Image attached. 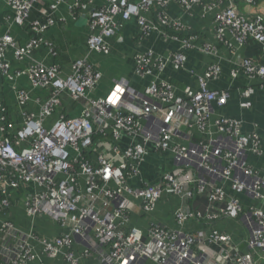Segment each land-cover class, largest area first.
I'll list each match as a JSON object with an SVG mask.
<instances>
[{
    "label": "built area",
    "instance_id": "built-area-1",
    "mask_svg": "<svg viewBox=\"0 0 264 264\" xmlns=\"http://www.w3.org/2000/svg\"><path fill=\"white\" fill-rule=\"evenodd\" d=\"M6 1L14 21L24 24L33 0ZM59 2L51 0L50 15ZM92 2L75 0L73 5V11L91 9L90 50L109 53L104 37L132 18L141 38L159 32L178 48L167 57L152 51L135 56V74L149 79L142 89L116 86L105 98H91L88 91L102 75L87 60H76L73 72L62 77L55 64L32 59V51L44 43L43 22H31V36L22 46L9 33L0 35V78L12 84L20 118H14L0 98V212L11 205L14 191L23 190L25 213L31 219L51 216L64 232L42 238L33 229L24 233L0 218V238L7 234L0 264L37 260L32 240L43 255L66 264H81L85 258L97 264H264V174L247 161L249 153L264 154L260 135L256 130L243 132L238 119L214 113L231 94L209 86L221 75L219 62L201 72L189 71L197 88L178 90L159 77L167 65L185 68L188 50L216 57L224 48L230 55L224 60L234 66L231 76L242 73L247 79L239 106L250 108L256 88L264 87V64L239 55L238 49L252 42L264 53V16L245 14L240 5L256 6L258 0H106L107 5L97 8ZM173 2L189 15L197 6L203 20L211 18V30L190 32L170 14ZM151 12L154 20L145 16ZM10 50L17 61L27 60V66L13 68L7 59ZM21 78L43 91L42 96L33 98L18 87ZM67 97L82 104L80 114L60 111L47 127L46 119ZM32 103L37 110L28 108ZM193 131L201 139L191 141ZM150 152H166L173 162L155 183L140 178ZM133 179L140 183L132 184ZM163 195L180 201L173 212L174 227L149 217ZM238 195L248 198V205ZM134 200L148 219L145 228L131 225ZM225 219L241 222L247 228L244 237L218 229L215 222ZM188 223L200 227L190 232ZM76 243L82 246L80 252Z\"/></svg>",
    "mask_w": 264,
    "mask_h": 264
},
{
    "label": "crops",
    "instance_id": "crops-1",
    "mask_svg": "<svg viewBox=\"0 0 264 264\" xmlns=\"http://www.w3.org/2000/svg\"><path fill=\"white\" fill-rule=\"evenodd\" d=\"M92 8L107 5L106 0H92ZM138 2L139 0H129ZM51 0H33L32 7L29 11V16L24 24L20 25L14 21L13 12L6 0H0V35L9 33L14 41L19 45H24L31 36V22L40 21L45 25L42 32L44 43L35 48L32 53V59L44 65L55 64L62 77H66L73 72V63L76 60H87L100 74L102 75L98 85L88 91V96L91 98H105L109 92L116 86L130 87L136 90L142 89L147 85L149 79H141L135 74V56L145 54L152 51L154 54L167 57L171 52L178 48V43L164 38L159 32H152L146 38L139 36V28L134 18L121 23L119 29L110 37H104L105 42L109 46V53L103 54L94 50H90L87 44V38L91 33L89 23V14L91 9L78 8L74 9L75 0H60L57 8L50 15L49 5ZM240 10L245 14L261 13L264 16V0H258L256 6L240 5ZM74 12V14L72 13ZM170 14L177 18L190 32L199 33L208 32L211 30V18L203 20L199 16V8L196 6L189 15L176 3H172L169 7ZM145 16L149 20H154L155 16L151 13H146ZM51 23H48L49 19ZM209 40H213V36L209 34ZM187 63L185 68L174 70L172 66L167 65L164 71L159 73V77L169 80L177 86L178 90L182 87L190 86L197 88V83L194 77L189 74L192 69L196 72H201L206 65L213 61L219 62L221 66V75L217 80L209 83V86L216 89H227L230 91V98L227 104L221 108L214 107L215 114H221L228 118H235L242 122V131L249 132L256 130L262 139V148L264 151V87H257L252 98V106L248 109H243L239 106L241 89L246 87L247 79L244 74L239 73L238 76L232 77L231 70L234 67L226 62L224 58H229L230 55L224 48H220L218 56H208L197 50H188ZM238 54L249 57L255 61L264 64V53L262 47L256 43H249L246 46L238 49ZM7 59L11 62L13 68L26 67L27 60L17 61L14 58L13 52H7ZM18 87L27 89L31 92L33 98L41 97L43 91L32 89L25 78H21L17 82ZM177 90V91H178ZM0 98L4 100L13 114L14 118L20 120L16 115L15 91L12 84L0 78ZM124 104L128 101L124 100ZM29 109L37 110L38 106L34 103L28 106ZM82 104L70 100L68 97L64 100L63 106L58 112L49 116L45 125L50 127L58 118L59 112L67 113L68 116L80 114ZM74 109V110H73ZM213 118V117H212ZM192 140L198 141L201 136L198 132H192ZM127 143V138L123 139L122 146ZM189 143L187 141L185 144ZM247 161L260 174H264V154L254 155L249 153ZM172 158L170 154L150 152L146 156L145 162L140 167V178L148 183H155L158 174L163 169L172 167ZM140 183L138 179H133L132 184ZM25 194L23 190L14 191L11 198V205L0 212L2 220H11L17 228L27 233L33 229L35 234L42 238L52 239L60 235L63 230L58 223L48 215L31 219L26 213L22 205V198ZM238 198L244 205H248L249 200L245 196L238 195ZM199 201V200H198ZM203 201V200H202ZM134 211L131 212V225L145 228L148 219L140 213L139 202L132 201ZM204 203V202H202ZM201 203V204H202ZM180 204V201L173 196L163 195L158 202L154 213L149 217L155 221L174 227L175 222L173 212L175 207ZM200 204V202H198ZM218 229L227 232L237 237H244L247 228L235 220L225 219L215 222ZM199 225L193 223L186 224V229L194 232ZM14 239H10L9 244L13 243ZM31 244L37 253V260L28 262L27 264H66L63 259L48 258L42 254L41 246L36 240H32ZM12 245V244H11ZM77 251H81L82 246L76 243ZM7 249V234L0 238V262ZM81 264H97L94 258L82 259Z\"/></svg>",
    "mask_w": 264,
    "mask_h": 264
},
{
    "label": "water",
    "instance_id": "water-1",
    "mask_svg": "<svg viewBox=\"0 0 264 264\" xmlns=\"http://www.w3.org/2000/svg\"><path fill=\"white\" fill-rule=\"evenodd\" d=\"M243 247V245H241V248Z\"/></svg>",
    "mask_w": 264,
    "mask_h": 264
}]
</instances>
